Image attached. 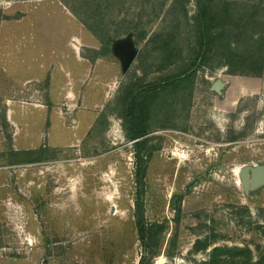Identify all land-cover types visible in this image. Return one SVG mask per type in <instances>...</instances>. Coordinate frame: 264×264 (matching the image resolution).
<instances>
[{"label": "rangeland", "instance_id": "obj_1", "mask_svg": "<svg viewBox=\"0 0 264 264\" xmlns=\"http://www.w3.org/2000/svg\"><path fill=\"white\" fill-rule=\"evenodd\" d=\"M245 166H264V0H0L1 263L264 264Z\"/></svg>", "mask_w": 264, "mask_h": 264}, {"label": "water", "instance_id": "obj_2", "mask_svg": "<svg viewBox=\"0 0 264 264\" xmlns=\"http://www.w3.org/2000/svg\"><path fill=\"white\" fill-rule=\"evenodd\" d=\"M118 54L124 61V70L127 71L133 64L137 51L129 43H123L117 48ZM224 84L221 80L213 83L211 90L221 93ZM240 180L246 193L264 185V166H245L240 172ZM113 212V211H112Z\"/></svg>", "mask_w": 264, "mask_h": 264}, {"label": "trees", "instance_id": "obj_3", "mask_svg": "<svg viewBox=\"0 0 264 264\" xmlns=\"http://www.w3.org/2000/svg\"><path fill=\"white\" fill-rule=\"evenodd\" d=\"M205 14H206V6L205 5H202L200 7V15H199V21L201 23V28L204 30V27H205ZM203 41H202V46L205 45V41H206V37L203 35ZM179 79V77L177 78H174V79H171L169 81H167V83H175L177 82V80ZM132 138H136L137 137V134L135 132L132 133L131 135ZM137 149H138V146H137ZM143 161L142 159L139 157V168H138V180H139V184H140V194H141V198H139V200L141 199L142 200V194H143V187H144V176H145V172H144V169H143ZM138 200V201H139ZM137 227H138V236H139V240H140V243L142 245V247L145 249L146 248V237H145V229L142 225V223L139 221L138 224H137ZM139 264H147V259L145 256H142V258L140 259V262Z\"/></svg>", "mask_w": 264, "mask_h": 264}, {"label": "built area", "instance_id": "obj_4", "mask_svg": "<svg viewBox=\"0 0 264 264\" xmlns=\"http://www.w3.org/2000/svg\"><path fill=\"white\" fill-rule=\"evenodd\" d=\"M176 144L179 146H176L174 149L170 150V154L181 162L187 161L190 156V146L182 145L178 142H176Z\"/></svg>", "mask_w": 264, "mask_h": 264}, {"label": "bare ground", "instance_id": "obj_5", "mask_svg": "<svg viewBox=\"0 0 264 264\" xmlns=\"http://www.w3.org/2000/svg\"><path fill=\"white\" fill-rule=\"evenodd\" d=\"M112 211L115 212V208L114 207H113Z\"/></svg>", "mask_w": 264, "mask_h": 264}, {"label": "crops", "instance_id": "obj_6", "mask_svg": "<svg viewBox=\"0 0 264 264\" xmlns=\"http://www.w3.org/2000/svg\"><path fill=\"white\" fill-rule=\"evenodd\" d=\"M0 264H4V263H1V262H0Z\"/></svg>", "mask_w": 264, "mask_h": 264}]
</instances>
